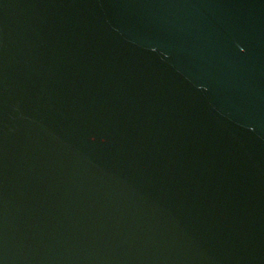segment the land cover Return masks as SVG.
Masks as SVG:
<instances>
[{
	"label": "water",
	"instance_id": "obj_1",
	"mask_svg": "<svg viewBox=\"0 0 264 264\" xmlns=\"http://www.w3.org/2000/svg\"><path fill=\"white\" fill-rule=\"evenodd\" d=\"M0 264H264V0H0Z\"/></svg>",
	"mask_w": 264,
	"mask_h": 264
}]
</instances>
